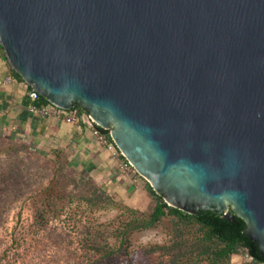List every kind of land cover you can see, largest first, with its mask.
I'll return each instance as SVG.
<instances>
[{
  "label": "water",
  "instance_id": "obj_1",
  "mask_svg": "<svg viewBox=\"0 0 264 264\" xmlns=\"http://www.w3.org/2000/svg\"><path fill=\"white\" fill-rule=\"evenodd\" d=\"M0 46L167 205L241 218L264 258V0H0Z\"/></svg>",
  "mask_w": 264,
  "mask_h": 264
},
{
  "label": "rangeland",
  "instance_id": "obj_2",
  "mask_svg": "<svg viewBox=\"0 0 264 264\" xmlns=\"http://www.w3.org/2000/svg\"><path fill=\"white\" fill-rule=\"evenodd\" d=\"M79 174L62 157L0 136V224L7 228L1 250L8 246L6 240L10 242L12 228H16V237H28L30 232V239H39L37 264H168V256L157 247L170 243L171 217L132 232L124 244L117 240L131 215L126 208L149 214L154 206L145 182L141 188L144 197L135 206L116 200L114 207L91 212L80 196L86 185ZM43 223L47 233L41 237L38 228ZM102 245L120 250L107 258L99 251ZM248 263L242 250L231 258V264Z\"/></svg>",
  "mask_w": 264,
  "mask_h": 264
},
{
  "label": "trees",
  "instance_id": "obj_3",
  "mask_svg": "<svg viewBox=\"0 0 264 264\" xmlns=\"http://www.w3.org/2000/svg\"><path fill=\"white\" fill-rule=\"evenodd\" d=\"M0 50H2L1 46ZM11 71L17 79L23 81L12 68ZM27 86L30 90L32 89L29 85ZM36 103L38 105L49 104L47 99L41 95ZM72 109L79 112L85 111L78 104ZM97 128L105 133L112 142L108 130L99 126ZM115 149L117 150L116 147ZM120 158L126 160L121 154ZM79 178L86 185L85 191L80 196L89 211H101L117 204L116 200L104 188L93 184L89 177L79 174ZM141 179L145 182L147 193L154 200V206L149 214H142L131 208H126L131 215L128 217L121 236H117V240L120 239V242L124 244L132 232L152 228L164 218L171 217L173 226L170 243L157 247L165 256H168V264H231L232 256L238 254L240 250L251 257L250 260L248 259V264H264V258L259 254L258 245L251 242L244 233L246 225L241 218L235 216V222H232L223 218L221 214L213 213L210 210H199L195 215L188 214L167 205L163 196L156 194L149 183L142 177ZM20 185H23L22 181ZM2 211L1 209L0 214ZM15 229L12 228L10 242L6 240L8 246L1 250L5 243H1L3 240L1 237L6 238L3 234L7 233V228L0 224V264H37L36 257L39 256L41 245L39 239H30V232L27 233L28 237L25 236L26 234L16 237ZM38 229V234L41 237L45 236L47 233L46 223L41 224ZM59 230L66 233L64 227ZM119 250V248L114 249L113 247L105 249L104 245L101 250L99 249L102 255L107 258L115 256Z\"/></svg>",
  "mask_w": 264,
  "mask_h": 264
},
{
  "label": "crops",
  "instance_id": "obj_4",
  "mask_svg": "<svg viewBox=\"0 0 264 264\" xmlns=\"http://www.w3.org/2000/svg\"><path fill=\"white\" fill-rule=\"evenodd\" d=\"M0 136L14 138L31 147L62 157L65 163L104 188L115 200L135 206L143 199L142 179L120 169L122 159L114 149L102 146L85 124H70L31 114L28 86L17 79L0 50ZM144 187V185H143Z\"/></svg>",
  "mask_w": 264,
  "mask_h": 264
},
{
  "label": "built area",
  "instance_id": "obj_5",
  "mask_svg": "<svg viewBox=\"0 0 264 264\" xmlns=\"http://www.w3.org/2000/svg\"><path fill=\"white\" fill-rule=\"evenodd\" d=\"M11 81V77H7L5 80L1 81L0 84H8ZM39 96L40 94L34 89L28 90L29 104L27 106V110L31 114L44 118H52L54 120L63 121L70 124H79L80 122L85 123L91 129L92 134L102 146L109 149H114L115 153L120 154V152L115 149L108 136L97 128V125L92 121L86 111L79 112L78 110L72 108L65 110L51 103L47 105H38L36 102L39 99ZM120 169L126 174H129V172L136 173L127 160H122L120 163ZM246 256L249 260L251 259V257H249L247 254Z\"/></svg>",
  "mask_w": 264,
  "mask_h": 264
}]
</instances>
